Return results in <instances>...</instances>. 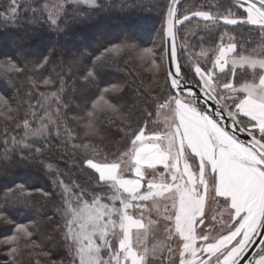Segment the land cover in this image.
<instances>
[{
	"label": "snow or ice",
	"instance_id": "6c2138e0",
	"mask_svg": "<svg viewBox=\"0 0 264 264\" xmlns=\"http://www.w3.org/2000/svg\"><path fill=\"white\" fill-rule=\"evenodd\" d=\"M179 2L170 0L163 12L162 39L167 47L162 51L175 64L174 70L167 72L170 91L162 97H152L154 111L145 110V119L133 133L127 150L112 160L101 153L85 154L79 161L80 170L91 172L84 184L75 180L66 183L63 173L50 164L47 166L54 173L53 185L62 201L57 211L63 220L61 239L67 251V264H166L165 254L171 258L170 242L174 238L182 242L179 264H242L250 247L257 242L260 252L264 253V0H244L239 4L246 12L244 16H236L231 8H224L215 15L211 11H193L178 17ZM37 3L38 0L25 3L24 10L33 13L32 21L46 14L44 22L57 31H63L69 19L81 21L114 7L107 0L103 4L99 0H47L38 6ZM20 6V0H9L5 11L0 12V19L17 23ZM81 7L86 11H73ZM119 7L121 10L142 8L144 4L143 0H135L133 4L125 2ZM193 17L207 22L205 28L209 31L222 23L234 26L232 31L238 33L219 37L217 47L209 50L214 60L209 51L201 47L199 56L209 60L210 66L205 68L195 63L194 73L199 77L191 82L195 90L189 86L188 75L182 74L176 42L177 25ZM245 26H251L246 29L247 36L240 31ZM253 32L257 34L254 46L246 48L241 40L252 38ZM134 39L125 37L122 43L105 48L96 61L103 67L108 59L131 51L138 53L139 59L158 67L156 50L141 48ZM179 47L182 54L191 51L186 41ZM21 50L25 58L31 55L22 44ZM78 60L74 58L72 63ZM47 64L48 60L44 59L35 67L44 68ZM187 66L192 67L190 63ZM237 69H240L239 74ZM21 71L24 68L14 62H0V72ZM96 76L94 70H89L84 79L94 82ZM43 83L48 85L53 81L48 78ZM51 97L59 103L57 92H51ZM45 99L41 93L38 103L43 114L40 116L29 104L37 127L33 128L25 118L22 123H16L17 128L24 129L19 139L16 136L4 138L6 162H10L11 154L17 150L21 159L25 158V151L41 152L34 144L50 138L53 131L56 137L61 135L60 108L46 106L42 102ZM92 108L89 117L95 112L124 115L118 105L105 99L103 94ZM165 109L170 119H166L163 129L156 126L149 130L154 114L159 116L160 110ZM11 111L12 105L0 95V115L12 120L6 115ZM89 128L92 129L91 122ZM64 132L71 136L67 128ZM241 133H247L251 140H241ZM80 147L71 144L73 150ZM189 155L194 162L198 158L195 171L189 164ZM29 195L24 185H18L7 190L4 203L25 204ZM43 195L47 197L49 193ZM210 197L218 209L210 218L215 223L209 225L207 234L198 236L196 229L205 223V208ZM0 218L14 226V234L3 241L10 245L13 261L24 249L49 257L42 245L32 238L34 225L15 223L9 218L7 208L0 211ZM160 233H163L162 240L157 238ZM150 236L154 241L151 244ZM198 240L202 242L199 245ZM46 264H64V261L49 259ZM248 264H264V255Z\"/></svg>",
	"mask_w": 264,
	"mask_h": 264
},
{
	"label": "trees",
	"instance_id": "16d2710c",
	"mask_svg": "<svg viewBox=\"0 0 264 264\" xmlns=\"http://www.w3.org/2000/svg\"><path fill=\"white\" fill-rule=\"evenodd\" d=\"M197 1L200 7L208 5L201 0H190L185 4L190 5ZM8 2L9 0H0V12L5 11ZM31 2L32 0H20V18L17 23H6L0 19V62L11 61L24 68L21 72H0V95H3L13 108V111L6 113L12 120H5L4 116L0 115V211L7 208L9 218L17 224L34 225L36 230L32 238L42 245L49 257L32 253L31 249H24L22 255L13 261L10 245L3 241L14 234V226L6 224L0 218V264H36L37 261L46 264L49 259L63 260L64 264H67V251L61 239L63 220L57 211L62 206V201L53 185L54 173L47 166L50 164L53 169L63 173L62 178L66 183L75 180L84 184L88 173L91 172L87 169L83 172L80 170L79 161L85 154L92 156L101 153L112 160L120 152L127 150L133 133L138 131L140 122L145 119V110L154 111L152 97H162L170 91L163 62V68L161 66L163 12L166 11L167 3L143 0L142 8L121 10L119 6L122 3L133 4L135 0H107L114 6L111 10L81 21L69 19L64 30L57 31L50 29L44 22L46 14L39 16L35 21L31 20L33 13L24 10L25 3ZM45 2L47 0H38L37 6ZM99 2L103 4L106 0ZM218 2L223 9L231 8L235 15L241 11L235 7L234 0ZM214 8L215 6H212L209 10L215 15L219 10ZM73 11H86V8L81 7ZM186 25L193 29L190 33L193 37L188 39L191 40L189 54L196 55L192 58V67H188L186 57L179 47V60L182 74H187L190 81H195L198 76L194 73V66L196 62L201 65V47L207 51L215 49L221 35L227 33L236 36L238 33L232 31L234 26L222 23L209 31L205 28L206 24L196 18L188 21ZM249 27L251 26H245V29L240 31L245 32L247 36L246 29ZM256 35L253 32L252 38L242 39L241 42L246 48H250L254 46ZM179 36L177 31L178 46L181 44ZM125 37H134V42L141 48L153 47L157 52L155 65L158 67L139 59V54L131 51L108 59L101 67L96 57L100 56L105 48L122 43ZM201 37L203 40L199 41ZM21 44L23 49L31 54L27 58L21 50ZM82 53L84 55H81ZM209 55L214 60L211 51ZM77 57L78 62L72 63ZM44 59L48 60L44 68L35 67ZM203 62L205 68L210 66L209 60L205 59ZM89 70L97 73L94 82L84 79ZM237 72L239 74L240 69H237ZM48 78L53 83L45 85L43 81ZM61 87L63 91H60ZM105 89L108 91L105 92ZM53 91L57 92L59 103L51 97ZM41 93L46 98L42 101L46 106L60 108L58 123L61 125V135L56 137L53 131L50 138L40 139L34 144V148H40L41 152L25 151V158L21 159V153L17 150L11 154L10 162H6L3 155L4 138L16 136L19 139L24 129L17 128L16 123H22L25 118L29 119L33 128L37 127V122L33 121L30 115L29 104L37 111V116L42 115L43 109L38 103L41 101ZM102 94L105 99L118 105L124 114L123 117L101 112H95L92 117L88 116L89 112H93V103ZM90 122L92 129L89 128ZM64 128L69 130L71 136L65 134ZM66 141L70 143L66 144ZM71 144L81 147L73 150ZM9 147L11 148V145ZM18 185H24L31 193L27 197V203L5 205L4 194ZM44 192L49 193V196L45 197Z\"/></svg>",
	"mask_w": 264,
	"mask_h": 264
},
{
	"label": "rangeland",
	"instance_id": "374dc122",
	"mask_svg": "<svg viewBox=\"0 0 264 264\" xmlns=\"http://www.w3.org/2000/svg\"><path fill=\"white\" fill-rule=\"evenodd\" d=\"M21 1H24V0H21ZM154 1L157 2V3H159V1H161V2H163L165 4L166 3L168 4L170 0H154ZM188 1H190V0H185L184 2H182L180 4L181 9H180V6H179L180 10L178 9V12H177V16L178 17H182L183 15H190L191 12H193V11H211L209 9H212V6H215V8H214L215 10H219V11H223L224 10L218 4L219 3L218 1H220V0H218V1L217 0H201L202 3H208V5H203L202 7L199 6V1L192 2L190 5L185 4ZM234 1L236 2L235 7L239 8L241 10V11L238 12V14L236 16H244V15H246V12L244 11V8L239 7V4L244 3V0H234ZM194 18L204 22L205 24L207 23V22L203 21L202 19H200L198 17H193L192 19H194ZM187 23H188V21H185L184 24L177 25L176 31H178L179 34H180V36H179L180 42L186 41L189 44V42L191 40L189 41L188 39L190 37H193V36H190V33L193 32V29H192V27H189L188 25H186ZM198 40L201 41L200 38ZM161 45H162V48H161V66L163 68V64H162V62H163L164 63L165 73H166V77H167V70H166L167 66H166L165 52L162 51L163 49H165V41L164 40L161 41ZM184 56L186 57V64L190 63L192 65L194 63L193 62L194 60H192L193 56H190L189 53L188 54H184ZM200 59H201V66L205 67L204 62H203L205 60V58L200 57ZM198 79H199V77H198ZM166 119H170V113L166 109L165 110H160L159 116L155 115L152 123L149 124V130L154 128V127H156V126H159V128L162 130ZM254 132L258 135V132H256L255 130H254ZM186 155H187V153H186ZM188 160H189V164L193 167L194 170H196V166L198 164V158L194 162L192 160L191 156L189 155L188 156ZM126 175H131V173H127L126 172ZM148 203H151V202H148ZM217 211H218L217 206H216L215 203L212 202L211 197H210L208 203L206 204V208H205V223H204V225H202L201 227H197V229H196L198 236L201 235V234H207L209 232V225L215 223V222L211 221L210 218ZM153 218H155V214H153ZM225 219H227V214H225ZM157 238L159 240H162L163 239V233H160ZM148 242H149V244L154 242L151 236L149 237V241ZM200 243H202V242L198 240L197 244L199 245ZM170 244H171V247H172V254H171V258L170 259H168L167 258V254H165L166 264H179V258H180L179 257V252H180L181 247H182V242L177 241L174 238L173 241L170 242ZM261 255H264V253L259 251L255 255V257L253 259V262H255L256 260H259Z\"/></svg>",
	"mask_w": 264,
	"mask_h": 264
},
{
	"label": "water",
	"instance_id": "95a60500",
	"mask_svg": "<svg viewBox=\"0 0 264 264\" xmlns=\"http://www.w3.org/2000/svg\"><path fill=\"white\" fill-rule=\"evenodd\" d=\"M184 1H185V0H180L179 4L177 5V12H178V9H179L180 4H181L182 2H184ZM169 2H170V1H169ZM176 42H177V46H178V40H176ZM166 47H167V45H166V43H165V49H166ZM177 56H178V59H179V46L177 47ZM165 59H166L167 72H168L169 70H174L175 64H174L173 61H171V60L169 59V57L166 55V53H165ZM179 61H180V60H179ZM191 82H192V81H190V85H189V86L194 88V84L191 83ZM194 90H195V88H194ZM198 94L202 95V93H198ZM202 102H203V101H201V103H202ZM240 139L243 140V141H245V142H249V141L251 140V137H249V136L247 135V133H241V134H240ZM193 171H194V170H193ZM200 226H201V225H200ZM260 247H261V246L259 245V242H257V244H255V245H252V246L250 247V249H249V253H248V255L246 256L245 260L242 261V264H248L249 261H253L255 255L260 251Z\"/></svg>",
	"mask_w": 264,
	"mask_h": 264
},
{
	"label": "flooded vegetation",
	"instance_id": "af4514ba",
	"mask_svg": "<svg viewBox=\"0 0 264 264\" xmlns=\"http://www.w3.org/2000/svg\"><path fill=\"white\" fill-rule=\"evenodd\" d=\"M192 169H193V167H192ZM194 170V169H193ZM202 226V225H201ZM201 226H199V227H201Z\"/></svg>",
	"mask_w": 264,
	"mask_h": 264
},
{
	"label": "crops",
	"instance_id": "0c3cea01",
	"mask_svg": "<svg viewBox=\"0 0 264 264\" xmlns=\"http://www.w3.org/2000/svg\"><path fill=\"white\" fill-rule=\"evenodd\" d=\"M158 167H162V166H158Z\"/></svg>",
	"mask_w": 264,
	"mask_h": 264
}]
</instances>
